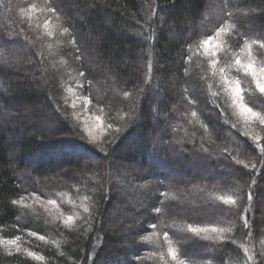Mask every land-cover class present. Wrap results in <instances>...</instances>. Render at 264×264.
I'll list each match as a JSON object with an SVG mask.
<instances>
[{
    "label": "trees",
    "instance_id": "1",
    "mask_svg": "<svg viewBox=\"0 0 264 264\" xmlns=\"http://www.w3.org/2000/svg\"><path fill=\"white\" fill-rule=\"evenodd\" d=\"M249 63L264 0H0V264H264Z\"/></svg>",
    "mask_w": 264,
    "mask_h": 264
},
{
    "label": "snow or ice",
    "instance_id": "2",
    "mask_svg": "<svg viewBox=\"0 0 264 264\" xmlns=\"http://www.w3.org/2000/svg\"><path fill=\"white\" fill-rule=\"evenodd\" d=\"M52 10L54 11V9H52ZM210 40H211V37L209 38V41H205V44H208L210 42ZM236 63L239 65L241 62L239 60H237ZM221 71H223V69H221ZM259 72L260 73H264V67L260 68ZM244 74L245 75L250 74L256 80V87L259 90V92L261 94H264V84H261L259 82L258 72H257L254 64L249 63L246 66H244ZM234 92L236 93L238 99H241V100L243 99V97L241 95L242 89L240 87L239 80L236 81V87L234 89ZM241 106H242L243 111L250 113L252 116H256L257 115V113H255L251 108L246 107L244 105H241ZM81 147H83V146H81ZM67 219H68V221H71L72 217L69 216Z\"/></svg>",
    "mask_w": 264,
    "mask_h": 264
},
{
    "label": "rangeland",
    "instance_id": "3",
    "mask_svg": "<svg viewBox=\"0 0 264 264\" xmlns=\"http://www.w3.org/2000/svg\"><path fill=\"white\" fill-rule=\"evenodd\" d=\"M241 105H242V104H240V107L238 106V108H239V112H238V114L241 113V115H242V114H244V111H243ZM237 111H238V109H237ZM85 119H87L86 116L83 118V121H81L82 126H83V123H91L93 126L96 124V123L91 122V120H90L91 118H90L89 120L87 119V121H86ZM82 126H81V127H82ZM94 127H95V126H94Z\"/></svg>",
    "mask_w": 264,
    "mask_h": 264
}]
</instances>
